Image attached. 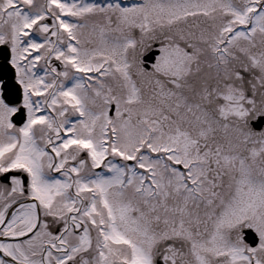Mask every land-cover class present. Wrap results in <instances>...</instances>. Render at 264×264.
<instances>
[{
  "label": "snow or ice",
  "instance_id": "6c2138e0",
  "mask_svg": "<svg viewBox=\"0 0 264 264\" xmlns=\"http://www.w3.org/2000/svg\"><path fill=\"white\" fill-rule=\"evenodd\" d=\"M0 264H264V0H0Z\"/></svg>",
  "mask_w": 264,
  "mask_h": 264
}]
</instances>
